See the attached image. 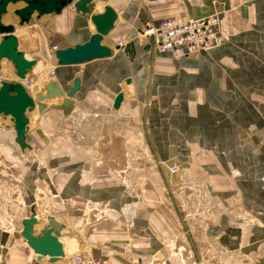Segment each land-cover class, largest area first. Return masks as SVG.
<instances>
[{
    "label": "crops",
    "instance_id": "obj_1",
    "mask_svg": "<svg viewBox=\"0 0 264 264\" xmlns=\"http://www.w3.org/2000/svg\"><path fill=\"white\" fill-rule=\"evenodd\" d=\"M93 3V12H102L105 5L114 10L123 8V14L102 41L112 54L79 65H59L56 59L49 64L36 60L30 72L46 71L51 65L49 69H53L54 75L49 79L68 90L72 79L78 77L80 87L72 97L73 107L68 114L56 109L40 113L39 106L44 107L49 101L36 103L28 114L26 141L31 149L22 152L13 133V153L24 157L25 152L35 151L31 140L33 127L36 122L37 128L46 125L50 114L56 113L62 120L78 114L82 121L93 125L102 120L114 122L119 129L116 136L127 140L135 136L143 117L141 139L149 140L158 159L177 168L175 172L162 168L164 175L177 183L187 171L196 174L201 170L209 191L203 197L214 203L216 216L204 229L195 225L191 230L189 256L182 263L161 242L177 229L164 196L152 192L161 176L155 175L148 193L138 197L129 194L122 185H102L105 172L95 156L87 161L80 153L70 157L68 151L60 156V164L52 160L38 169L33 163L26 172L18 186L20 199L26 211L29 209L23 218L33 207L41 221L35 228L41 225L40 230L46 217L53 216L65 224L60 236L63 239L59 237L66 249L64 254L78 246L82 253L105 258L113 264H128L133 255L142 261L158 256L164 264H264V0H93ZM22 6V3L8 4L11 16L5 19L2 16V22L14 25L15 31L21 26L12 13ZM212 14L218 15L227 40L194 56L174 59L159 54L151 48V39L137 35L146 25L167 17L199 18ZM40 20H46L48 36L66 37V45L56 44L57 49L83 43L94 32L89 20L77 14L72 6L65 7L60 14L42 15ZM28 23L22 27H29ZM15 31L18 50L33 59L20 47V37ZM117 42H123L124 46L116 47ZM21 44L25 45L23 38ZM5 63L8 62H1L0 69L16 81L13 67ZM126 78H130L129 84L123 83ZM46 81L48 78L39 77L25 90L34 94L40 83ZM119 91L124 93V100L114 110L113 99ZM56 98L63 101L62 97ZM5 119L13 129L9 118ZM37 132L41 134L40 130ZM3 138L0 136V140ZM84 152L87 150L83 149ZM231 163L236 171L233 182L237 193L227 190L222 174L227 175ZM52 169L56 171L53 180L60 187L57 193L62 202V209L56 211L52 206H37L34 202L37 187L52 184L48 173ZM83 202L106 203L110 208L108 217L94 223L92 233L87 229L82 243L79 239L67 240L64 234L71 227L68 222L87 215ZM0 234V244L8 246L3 248L0 264H49L46 258L37 261L25 247L14 246L19 232L12 236L7 232ZM128 235L132 237L131 243ZM54 264H62V260Z\"/></svg>",
    "mask_w": 264,
    "mask_h": 264
},
{
    "label": "rangeland",
    "instance_id": "obj_2",
    "mask_svg": "<svg viewBox=\"0 0 264 264\" xmlns=\"http://www.w3.org/2000/svg\"><path fill=\"white\" fill-rule=\"evenodd\" d=\"M6 16H11L9 11L3 15V18L5 19ZM12 17H15L13 13ZM28 24H30L29 27L24 28L21 26L16 28V35L20 37V47L26 51L28 57L30 56L35 60H46L48 64L51 60L56 62L55 56L53 55L52 57L51 55V50L54 46L58 47L56 44L65 46L67 43L66 37L59 34L48 36L49 30L46 20L41 21L40 16H32ZM224 34L228 37L225 32ZM137 35L139 36V33ZM22 38L25 42L24 46L21 44ZM151 48H153L152 45ZM50 66L48 65L49 68H51ZM41 67L43 66L41 65ZM46 71L28 72L25 80L29 85L31 81H36L39 77H43L46 80L49 76H47ZM44 75L47 77H44ZM4 79L12 80L13 78L0 69V80ZM48 101V105L62 102L57 100V98H51ZM50 115H52L48 118L50 121H47L46 125L40 126L41 128H37V122L35 127L32 125L34 138H31V140L32 145L35 146V151L30 154L25 152L27 155L24 157L23 154L19 156L13 153L12 135L14 131L9 123L7 124L6 119L0 116V136L4 137L0 140V233L7 232L12 236L21 230V219L29 212V209L26 211L20 199L22 193L18 186L29 168H32V164L36 163L38 169L45 167L52 160L60 164V156L69 151L68 155L70 157H77L80 153L81 157L87 161L91 160L92 156H95L100 162L101 169L105 172V178L102 176V185L108 183L113 184V186L122 185L129 194L138 197L148 193L149 183L155 175L161 176V181H157L155 190L152 192L164 196L166 205L170 208L177 224V229L168 237L161 239V242L171 256L183 263L185 258L189 256L187 246L190 238H192L191 230H194L195 225L198 229L201 227L204 229V226L210 223L211 218L214 215L216 216L213 211L214 203L203 197V195L209 193L205 187L203 172L199 170L195 174L187 171L182 180L177 183L172 182L169 177L165 176L162 168L166 167V162L158 159L151 149L149 140L146 137L141 139L139 135V132L144 134L143 117L138 122V131H135V136L127 140L116 136V131L119 129L115 127L114 122L112 124L108 120H102L93 125L89 121H82L78 114L68 120L66 118L62 120L56 113ZM37 130H40L41 134ZM86 133H90V136L86 135ZM68 148L70 149L68 150ZM83 149L87 150V152L82 153ZM95 150L96 153H93ZM48 173L52 184L42 183L41 186L39 185L34 202H36L37 206L38 204L46 205V207L47 205L52 206L53 210L56 211L62 209V202L59 193H57L60 191V187L56 186L53 180L56 171L52 169ZM235 173V168L231 163L227 175L226 172L222 174L225 177L227 190H233L237 193V186L233 182ZM93 183L97 184L96 181ZM83 209L87 215L68 222L72 228L70 227L64 234V238L67 240L79 239L78 242L82 243L81 239L87 236L88 232L92 233V230L95 229L93 224L108 217L110 208L106 203L83 202ZM39 213L41 214V211ZM65 216L64 220L67 221ZM39 222L41 223V221H38V224ZM42 224H44V221ZM125 224L129 225V223ZM40 226H37V230ZM87 229L88 232H86ZM62 239L60 237V240ZM128 239V242L131 243L132 237L130 235H128ZM14 246H23L27 251H31L21 237H19V240L17 239ZM4 247L8 246L0 244V259L2 256L4 257ZM128 248H130L129 244ZM76 251L83 252V249L77 246L76 250H69L60 259L62 264H70V255ZM25 258L27 260L29 258L28 255ZM45 258L47 261V257ZM134 259H139V257L133 255L128 264H131ZM143 262L162 264L163 259L154 256Z\"/></svg>",
    "mask_w": 264,
    "mask_h": 264
},
{
    "label": "water",
    "instance_id": "obj_3",
    "mask_svg": "<svg viewBox=\"0 0 264 264\" xmlns=\"http://www.w3.org/2000/svg\"><path fill=\"white\" fill-rule=\"evenodd\" d=\"M16 2H23L22 7L13 10L19 26L27 24L34 15L60 14L67 6H72L77 14L89 20L93 25L94 32L87 41L55 51L54 56L59 65H79L94 59L107 58L112 54V50L102 43L104 36L113 29L117 19L115 10L109 5H105L102 12H93V0H0V63L2 60L11 63L18 81L25 77L26 72L32 70L36 60L28 59L23 51L18 50L14 25L2 22V16L7 13L8 4ZM123 83L129 84L130 78L124 79ZM79 87L78 77L72 79L68 90L61 88L58 81L48 79L46 82H41L39 90L31 94L20 82L0 81V116L9 118L14 131V142L22 152L31 149L26 141L29 131L28 114L34 110L36 103L39 104L43 100L57 96L62 97L61 103L44 107L40 105L39 111L41 113L47 109H56L68 114L73 107L72 97ZM123 100L124 93L119 91L113 99L112 108L118 109ZM20 224L19 236L25 241L37 261L47 257V262L53 264L64 256L63 245L59 237L65 224L49 215L43 224L44 227L37 230L35 226L38 225V218L33 207L29 215L21 219Z\"/></svg>",
    "mask_w": 264,
    "mask_h": 264
},
{
    "label": "built area",
    "instance_id": "obj_4",
    "mask_svg": "<svg viewBox=\"0 0 264 264\" xmlns=\"http://www.w3.org/2000/svg\"><path fill=\"white\" fill-rule=\"evenodd\" d=\"M116 11V10H115ZM123 13L119 7L117 16ZM139 37L149 38L153 49L159 54H166L174 59L194 56L202 51L221 45L227 39L220 28V19L217 14L199 18H191L184 15L167 17L153 24H148L141 29ZM124 46L123 42H117L116 47ZM57 47L51 50L53 57ZM49 76L54 73L50 70ZM25 88L29 84L24 81ZM169 172H175V166H167ZM70 264H112L102 257H92L82 252H74L70 255ZM131 264H151L134 259ZM164 264V261L162 262Z\"/></svg>",
    "mask_w": 264,
    "mask_h": 264
},
{
    "label": "bare ground",
    "instance_id": "obj_5",
    "mask_svg": "<svg viewBox=\"0 0 264 264\" xmlns=\"http://www.w3.org/2000/svg\"><path fill=\"white\" fill-rule=\"evenodd\" d=\"M16 3H20V4L22 3V4H23V2H16ZM16 3H14V4H16ZM117 9H118V8H117ZM117 9H115V10L117 11ZM122 9H123V8H122ZM116 11H115V12H116ZM122 14H123V13H122ZM122 14H121V15H122ZM4 15H5V14H4ZM45 15H47V14H45ZM121 15H119V16H117V17H120ZM25 56H26V55H25ZM28 59H29V58H28ZM2 61H3V60H2ZM2 61H1V62H2ZM0 65H1V63H0ZM8 65L10 66V63H9V62H8ZM11 66L13 67L12 64H11ZM32 69H33V68H32ZM13 70H14V67H13ZM49 70L52 71V72L54 73L53 69H49ZM31 71H32V70H31ZM46 73H47V76H48V75H49V71H47ZM14 74H15V71H14ZM53 75H54V74H53ZM53 75L48 76V77L46 76V77L49 79V78H52ZM15 76H16V74H15ZM22 79H23V78H22ZM22 79H19V81H18V78H17V76H16V81L20 82V84H22V85L24 86V82H22ZM30 87H31V84L28 86V88H25V86H24L25 89H29ZM37 218H38V215H37ZM64 249H65V248H64ZM65 252H66V249H65ZM65 252H64V253H65ZM65 255H66V254H65Z\"/></svg>",
    "mask_w": 264,
    "mask_h": 264
}]
</instances>
